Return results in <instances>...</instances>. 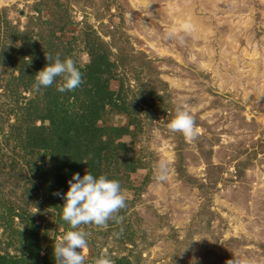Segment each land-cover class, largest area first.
Instances as JSON below:
<instances>
[{
    "label": "rangeland",
    "instance_id": "obj_1",
    "mask_svg": "<svg viewBox=\"0 0 264 264\" xmlns=\"http://www.w3.org/2000/svg\"><path fill=\"white\" fill-rule=\"evenodd\" d=\"M139 1L0 0V136L21 122L3 88L16 72L14 31L72 57L82 80L90 56L101 54L115 64L107 85L127 112L106 104L98 124L132 131L116 138L126 148L115 164L102 167L116 169L126 208L121 224L86 226L84 264L105 249L114 264H264V0ZM35 95L20 89L16 104ZM178 106L200 129L192 141L168 128ZM4 177L0 214L9 201L32 211ZM4 216L0 251L14 253L4 245ZM13 225L20 228L15 217ZM65 231L57 227L53 243Z\"/></svg>",
    "mask_w": 264,
    "mask_h": 264
},
{
    "label": "trees",
    "instance_id": "obj_2",
    "mask_svg": "<svg viewBox=\"0 0 264 264\" xmlns=\"http://www.w3.org/2000/svg\"><path fill=\"white\" fill-rule=\"evenodd\" d=\"M61 26L58 25V30H62ZM11 36L10 43L19 40L14 51L16 56L11 58L16 72L8 77L3 88L11 91L13 99L9 98V101L13 105L9 110H13L21 122L0 136V174L24 193L26 203L31 200L32 211L19 202L2 204L4 245L11 247L14 253L0 251V264H55L52 248L55 232L57 227L69 228L62 219L65 201L55 193H66L67 181L72 179L73 173L82 177L86 171L94 177L106 175L124 186L114 174L116 169L109 174L102 167L115 164L117 154L126 148L120 141L116 142V138L132 131L128 126L103 127L98 124L106 104L113 102L115 108L125 112L122 110L123 99L116 102L107 85L111 77L108 74L115 67L112 61L107 62L101 54L90 56L84 65V79L79 88L61 93L54 83L38 92L34 88L35 76L47 64L45 55L51 51L41 49L45 46L35 41L30 31H14ZM47 40L51 39L47 37ZM20 89L34 91L37 95L17 105ZM120 164L129 173L135 170V165L128 164L124 158ZM49 207L54 212L49 211L52 218L47 220L43 211ZM14 217L20 228L13 225ZM86 226L81 227L86 229Z\"/></svg>",
    "mask_w": 264,
    "mask_h": 264
},
{
    "label": "clouds",
    "instance_id": "obj_3",
    "mask_svg": "<svg viewBox=\"0 0 264 264\" xmlns=\"http://www.w3.org/2000/svg\"><path fill=\"white\" fill-rule=\"evenodd\" d=\"M191 27V24L185 25L186 30H190ZM45 60L47 64L35 76L36 91L52 86L57 77L60 78V83L56 84V88L61 93L74 91L82 85V72L72 57L61 59L59 53L55 56L47 54ZM168 128L173 133L182 134L187 141L194 140L200 133L194 116L184 106L176 108ZM158 179L164 181L167 176L161 174ZM67 183L69 187L66 193L57 192L55 195L61 196L65 201L62 205V219L68 223L69 228L52 245L53 257L55 264H84L85 250L88 247L87 237L90 233L81 226L95 225L107 228L109 221L121 224L123 217L119 212L126 208V197L120 183L103 174L94 177L86 171L81 177L79 173H73L72 179ZM93 264H114V260L105 249ZM228 264H249V262L232 258Z\"/></svg>",
    "mask_w": 264,
    "mask_h": 264
},
{
    "label": "bare ground",
    "instance_id": "obj_4",
    "mask_svg": "<svg viewBox=\"0 0 264 264\" xmlns=\"http://www.w3.org/2000/svg\"><path fill=\"white\" fill-rule=\"evenodd\" d=\"M144 1L142 0V2L141 1H139V3L137 2V4H140V5H144ZM189 24V23H188Z\"/></svg>",
    "mask_w": 264,
    "mask_h": 264
}]
</instances>
